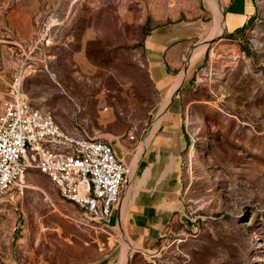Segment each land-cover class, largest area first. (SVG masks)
I'll return each mask as SVG.
<instances>
[{"label":"rangeland","instance_id":"obj_1","mask_svg":"<svg viewBox=\"0 0 264 264\" xmlns=\"http://www.w3.org/2000/svg\"><path fill=\"white\" fill-rule=\"evenodd\" d=\"M255 2L242 35L208 42L202 0H0L1 100L32 66L23 92L62 127L110 143L128 167L152 131L149 150L181 172L172 223L147 249L129 246L126 264H264V0ZM22 186L0 197V264H119L121 253L123 264L122 230L85 220L35 170Z\"/></svg>","mask_w":264,"mask_h":264},{"label":"built area","instance_id":"obj_2","mask_svg":"<svg viewBox=\"0 0 264 264\" xmlns=\"http://www.w3.org/2000/svg\"><path fill=\"white\" fill-rule=\"evenodd\" d=\"M53 25H43L40 44L53 45ZM32 70H19L0 99V197L23 189L35 170L89 222L107 225L128 185L130 167L114 147L86 132L58 124L52 112L32 104L23 83ZM1 73V70H0Z\"/></svg>","mask_w":264,"mask_h":264},{"label":"crops","instance_id":"obj_3","mask_svg":"<svg viewBox=\"0 0 264 264\" xmlns=\"http://www.w3.org/2000/svg\"><path fill=\"white\" fill-rule=\"evenodd\" d=\"M202 1L209 20L207 33L211 38L208 42L239 37L257 12L255 0ZM156 71L151 70L152 78L158 87L166 82L162 87L165 89L167 77H161L160 71ZM154 136L135 165L133 178H129L109 222L112 229L123 231L132 250L147 249L149 244L162 236L173 221L174 202L183 189L181 172L175 171L172 159L163 164L159 154L153 152L155 148L153 151L149 150ZM160 149L162 148H159V152ZM149 152L156 157L145 164L144 160ZM133 165L131 163L129 167ZM147 171L149 175L145 177Z\"/></svg>","mask_w":264,"mask_h":264},{"label":"bare ground","instance_id":"obj_4","mask_svg":"<svg viewBox=\"0 0 264 264\" xmlns=\"http://www.w3.org/2000/svg\"><path fill=\"white\" fill-rule=\"evenodd\" d=\"M183 77H184V75H182ZM182 83V82H181ZM181 85V84H180ZM180 85H179V87H180ZM179 87L174 91V93L172 94V96L170 97V99H169V101L165 104V107H164V109L162 110V113H161V115L164 113V111L169 107V105H170V103H171V99H172V97L175 95V93H176V91L179 89ZM154 134L155 133H153L152 134V131H151V133H150V137H149V140H151V138L154 136ZM149 140H148V142H147V144H146V148H147V146H148V143H149ZM143 151V150H142ZM143 153H141V152H139L138 154H137V158H136V160L134 161V162H136V161H138V159L140 158V155H142ZM134 166H135V163H134ZM134 166H132L131 168H130V170H131V179L133 178V175H134ZM127 247L126 248H124L125 250H126V257H125V260H124V262H123V264H126V262H127V256H128V248H129V244L128 245H126ZM123 252V251H122ZM121 256H122V253H121ZM121 256H120V260H119V264H120V261H121Z\"/></svg>","mask_w":264,"mask_h":264},{"label":"trees","instance_id":"obj_5","mask_svg":"<svg viewBox=\"0 0 264 264\" xmlns=\"http://www.w3.org/2000/svg\"><path fill=\"white\" fill-rule=\"evenodd\" d=\"M254 19V17L249 21V23H251V21ZM247 27H245L244 29H243V31H241V35H242V33L245 31V29H246ZM229 39V38H228Z\"/></svg>","mask_w":264,"mask_h":264},{"label":"water","instance_id":"obj_6","mask_svg":"<svg viewBox=\"0 0 264 264\" xmlns=\"http://www.w3.org/2000/svg\"><path fill=\"white\" fill-rule=\"evenodd\" d=\"M177 91H178V90H177ZM177 91H176V92H177ZM171 101H172V99H171Z\"/></svg>","mask_w":264,"mask_h":264}]
</instances>
